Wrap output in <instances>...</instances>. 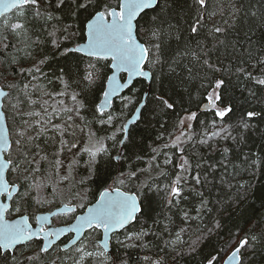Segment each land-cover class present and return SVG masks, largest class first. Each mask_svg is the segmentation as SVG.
Listing matches in <instances>:
<instances>
[{
  "label": "snow or ice",
  "instance_id": "snow-or-ice-1",
  "mask_svg": "<svg viewBox=\"0 0 264 264\" xmlns=\"http://www.w3.org/2000/svg\"><path fill=\"white\" fill-rule=\"evenodd\" d=\"M175 4L0 0V264H178L185 256L245 264L264 247V219L253 211L247 228L204 250L252 195L246 183L233 185L240 165L230 154L264 111L224 121L236 111L232 77L253 85L250 98L264 88V55L251 38L264 12H245L241 50L229 30L242 0H192L187 36L173 23ZM221 47L233 57L227 65ZM49 50L77 54L74 70L61 66L50 78ZM3 65L15 66L11 79ZM193 89L195 111L182 108L170 131L159 123L151 144L137 139L149 115L176 112L183 95L191 105ZM200 115L213 119L197 129ZM250 155L242 163L254 168ZM134 250L151 254L133 260Z\"/></svg>",
  "mask_w": 264,
  "mask_h": 264
},
{
  "label": "trees",
  "instance_id": "trees-1",
  "mask_svg": "<svg viewBox=\"0 0 264 264\" xmlns=\"http://www.w3.org/2000/svg\"><path fill=\"white\" fill-rule=\"evenodd\" d=\"M245 8L244 12L241 13L239 18V22L237 26L233 29L229 30V39L232 41H238L237 48H247L249 47L247 40L245 38L244 33L248 30V25L250 21V17L245 16V12L249 10L257 11L258 13L264 12V0H242ZM190 5H192V0H176V4L174 5L175 17L173 23L178 22L181 26V30L184 32V35H188V28L190 23L193 21V17L195 15L194 10L190 9ZM254 32L251 34L252 40L255 42V54L256 55H264V52H261L260 46L264 44V26H261L258 21L253 23ZM223 39V37H221ZM66 46H70L67 45ZM43 55L49 56L48 64L43 67V71L52 78L53 73H58L59 68L61 66H67L68 68H72L74 70L76 64V55L77 54H69L65 59L60 56H52L51 51L43 52ZM219 55L224 63L227 65L230 60H233V57L225 52L223 47L220 48ZM236 56L239 57V52L236 53ZM4 68L7 69L5 73L9 79H11V73L14 70L15 66L8 67L7 65H3ZM5 83L3 75H0V85L3 86ZM56 90H59L58 85H54ZM136 87H141V84L137 83ZM253 87V85L249 83H245L243 80L237 81L235 77H232L231 83L229 84L230 95L234 100V108L236 111L229 119H226L225 123H232L236 116L239 115L241 111L254 110L257 112L264 111V88H253L257 93L256 98H250L247 89ZM178 91H180L178 89ZM183 95V93H181ZM179 100V97H178ZM191 107V110H196V92L193 89V98L191 105L188 103V97L183 95V103H178L177 110L174 113L163 115L160 117L153 118L149 115V123H141L139 128L137 129V139L143 140L145 145L151 144L153 139L155 138L157 131L159 130V123L167 121L169 124V131L171 130V123L175 121L177 117V113L179 115H183L182 108ZM242 106V107H241ZM211 120L213 117L211 115H200L199 120L196 121L197 129H199V121L200 120ZM11 122V121H9ZM253 127L244 133L246 137V143H242L240 145H233V153L230 154V158L240 167L237 169L238 175L232 180L233 185L237 183H246L249 185L250 192L252 195L249 196L248 200L240 207V209L235 212L231 218L227 215L224 217L223 223L225 225L221 236L218 238H214L208 244L205 245L204 250H209L212 246L219 247L220 242L224 239H227V234L229 230L235 232L239 227L247 228L248 224H245L244 221L248 220V217L252 214L253 211L256 212V216L253 219L262 218L264 219V119L261 117H256L252 121ZM233 135H236V132H233ZM228 144H232V141H227ZM250 155L251 160H257V163L254 168H249L248 165L242 163L245 154ZM216 160L220 159L219 154L214 157ZM144 166V165H140ZM231 170V169H230ZM219 173H217V177ZM225 192L228 195H233L234 190L225 189ZM217 195V190L213 189V197ZM248 223H251L249 220ZM243 232H241V236ZM150 239V238H149ZM161 245L163 241L160 242ZM151 254L145 253L139 250L132 251L133 260L137 258L138 255ZM163 255V253H161ZM199 257L191 258L189 256H185L178 261V264H198ZM264 264V247H257L255 252H249L246 256L245 264ZM168 264H171V258L169 257Z\"/></svg>",
  "mask_w": 264,
  "mask_h": 264
},
{
  "label": "rangeland",
  "instance_id": "rangeland-1",
  "mask_svg": "<svg viewBox=\"0 0 264 264\" xmlns=\"http://www.w3.org/2000/svg\"><path fill=\"white\" fill-rule=\"evenodd\" d=\"M211 3H215V0H211ZM224 3L227 4L228 0H224ZM215 22H221V18L219 16L215 17ZM184 115V113H183ZM63 222V218L60 219V221H54V223H62ZM122 238V237H121Z\"/></svg>",
  "mask_w": 264,
  "mask_h": 264
},
{
  "label": "water",
  "instance_id": "water-1",
  "mask_svg": "<svg viewBox=\"0 0 264 264\" xmlns=\"http://www.w3.org/2000/svg\"><path fill=\"white\" fill-rule=\"evenodd\" d=\"M0 87H2V86L0 85ZM5 90H7V89H5Z\"/></svg>",
  "mask_w": 264,
  "mask_h": 264
}]
</instances>
